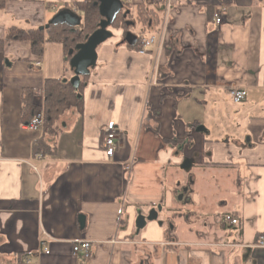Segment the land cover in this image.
<instances>
[{
    "label": "crops",
    "instance_id": "crops-1",
    "mask_svg": "<svg viewBox=\"0 0 264 264\" xmlns=\"http://www.w3.org/2000/svg\"><path fill=\"white\" fill-rule=\"evenodd\" d=\"M83 1L0 9V264H264V0H171V12L169 0H122L127 33L164 43L142 55L111 28L83 112L62 116L56 137L26 130L24 92L43 110L46 81L74 74L62 44L38 56L8 32L65 11L81 18ZM138 6L151 14L146 29ZM234 89L246 100L236 104ZM110 124L121 132L112 158L102 147ZM41 141L49 153L36 152ZM80 241L90 259L74 255Z\"/></svg>",
    "mask_w": 264,
    "mask_h": 264
},
{
    "label": "trees",
    "instance_id": "trees-1",
    "mask_svg": "<svg viewBox=\"0 0 264 264\" xmlns=\"http://www.w3.org/2000/svg\"><path fill=\"white\" fill-rule=\"evenodd\" d=\"M15 0H0V9H3L6 3ZM125 5V4H124ZM78 12L82 18L80 27H71L66 24L51 25L48 29L37 30H19L11 29L8 32L7 40L24 41L31 44L32 52L35 55L42 56L44 43H60L65 52V62L68 66L71 60L69 52L75 49L76 45L84 43L86 39L97 29L101 19L99 13L98 0H84L77 4ZM150 13L143 6L136 7V14L133 17L135 21L144 29L149 25ZM133 16V15H132ZM112 28L121 29L128 32L129 27L122 15L118 16ZM143 39V38H142ZM140 39L136 48L141 49ZM89 76L81 77L79 88L72 86L71 82L54 79L47 80L45 83V101L43 112L45 117V133L50 137H56L60 133L59 121L67 112L76 110L82 113L84 110L83 89L85 81ZM39 110L33 104L32 92L26 90L23 95V114L25 120H31ZM51 146L44 141L38 144L36 152L49 153Z\"/></svg>",
    "mask_w": 264,
    "mask_h": 264
},
{
    "label": "water",
    "instance_id": "water-1",
    "mask_svg": "<svg viewBox=\"0 0 264 264\" xmlns=\"http://www.w3.org/2000/svg\"><path fill=\"white\" fill-rule=\"evenodd\" d=\"M100 21L97 29L86 39L84 43L76 45L75 49L69 52L71 57L69 66L70 70L74 74L71 79V84L75 88H79L81 77L90 75L97 65L98 60V48L106 41L113 37L111 28L113 27L118 16L122 15V18L127 19L129 11H126L125 5L122 0H98ZM66 24L71 27H77L81 24V18L76 13L65 11L55 17L50 24L41 29H48L51 25ZM131 24L127 22V26ZM129 46H135L137 44V38L132 33H127L123 44ZM157 219L156 211H152L147 218L148 221ZM137 226L139 229L145 226V218L139 217L137 220Z\"/></svg>",
    "mask_w": 264,
    "mask_h": 264
},
{
    "label": "built area",
    "instance_id": "built-area-1",
    "mask_svg": "<svg viewBox=\"0 0 264 264\" xmlns=\"http://www.w3.org/2000/svg\"><path fill=\"white\" fill-rule=\"evenodd\" d=\"M125 3H130L131 0H124ZM166 8L168 11L173 10V5L171 0L166 3ZM213 20L216 26H220L223 22V14L220 10H216L213 15ZM165 34L160 35V37L150 36L148 38H143L141 41V49L139 53L144 55L147 54L154 47L155 43L159 40L161 44L165 41ZM231 97L236 104L242 103L247 98V91L245 89H234L231 91ZM23 127L29 131H43L45 129V117L43 110H38L33 118L24 123ZM121 132L113 124L108 125L104 130V136L102 141V147L107 155V157L112 158L117 150V142L120 140ZM224 224H229L231 226H237L239 224L238 220L231 215H226L222 219ZM43 243V242H42ZM257 246L264 248V235L258 240ZM42 249L45 254H49V250L42 244ZM74 255H82L86 259L92 257V244L88 241L77 242L73 247Z\"/></svg>",
    "mask_w": 264,
    "mask_h": 264
}]
</instances>
